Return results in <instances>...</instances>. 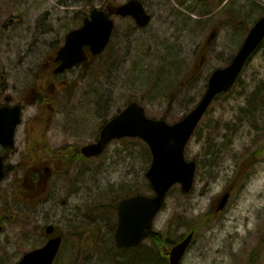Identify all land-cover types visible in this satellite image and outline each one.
Wrapping results in <instances>:
<instances>
[{
	"label": "rangeland",
	"instance_id": "obj_1",
	"mask_svg": "<svg viewBox=\"0 0 264 264\" xmlns=\"http://www.w3.org/2000/svg\"><path fill=\"white\" fill-rule=\"evenodd\" d=\"M104 1L110 0H0V105L10 96L8 104L24 107L14 148L0 146L10 170L25 154L23 132L38 124L32 115L52 110L54 117H66L73 110L78 117L76 82L56 106L55 94L53 103L26 101L28 86L64 35ZM142 1L151 22L124 38L115 33L108 50L118 55L101 56L102 105L96 114L111 117L134 99L147 115L172 123L200 98L211 71L231 61L264 15V0ZM9 17L18 23L5 25ZM119 23L123 30L133 28L130 20ZM211 31L215 35L207 43ZM127 146L132 147L128 153ZM145 146L137 138L111 143L104 156L112 165L88 182L97 183L89 199L72 196L65 204L36 199L13 182L12 174L0 180V264H16L43 245L49 224L62 237L54 264H144L148 256L154 264H167L170 244L190 229L193 241L180 264H264V40L233 87L210 104L185 147V158L196 162L190 191L173 185L153 219L150 238L121 251L113 237L116 204L124 194H152ZM226 191L229 198L217 211Z\"/></svg>",
	"mask_w": 264,
	"mask_h": 264
},
{
	"label": "water",
	"instance_id": "obj_2",
	"mask_svg": "<svg viewBox=\"0 0 264 264\" xmlns=\"http://www.w3.org/2000/svg\"><path fill=\"white\" fill-rule=\"evenodd\" d=\"M116 13L121 16H132L139 26L146 25L150 20L138 0H129L117 7ZM9 23L12 22L10 19ZM113 23L106 14L96 9L84 24L69 32L63 46L57 51L56 60L61 63L57 71H63L79 63L83 58V48L89 45L93 54L101 51L107 43ZM213 33L208 38H212ZM264 37V16L260 17L248 32L242 46L230 64L215 69L210 75L207 89L196 106L176 123L168 124L165 120H154L144 114L143 107L136 102L128 106L111 120L102 130L101 138L96 144L86 147L84 154L94 155L102 151L107 141L122 136L140 137L151 149L152 162L146 172V178L154 191L151 196L136 194L123 199L118 205V221L114 233L116 244L122 248L136 246L147 235L151 221L159 211L165 193L176 182L181 184L182 191L191 187L195 172V162L186 161L184 148L205 110L220 92L228 91L235 82L239 72L249 55ZM3 76L0 77V81ZM18 105L0 106V144L12 147L13 135L20 122ZM3 160L0 157V179L3 177ZM229 194L225 193L218 204L221 210ZM1 231V226H0ZM53 228L47 227L46 234ZM193 236L189 232L182 240L174 244L169 251V264H178ZM60 244V237L51 238L40 249L33 250L18 264H52Z\"/></svg>",
	"mask_w": 264,
	"mask_h": 264
},
{
	"label": "flooded vegetation",
	"instance_id": "obj_3",
	"mask_svg": "<svg viewBox=\"0 0 264 264\" xmlns=\"http://www.w3.org/2000/svg\"><path fill=\"white\" fill-rule=\"evenodd\" d=\"M128 1H104L102 5L94 6L89 9L88 13L82 15L80 18L81 22L75 27L82 26L94 9L106 14L111 19L113 26L109 42L104 50L94 55L91 52L90 46L86 45L83 48V58L79 65L63 72H57L56 69L60 65V61L56 60V55L62 45L61 43L54 50L53 54L48 56L46 63H43L44 65L33 77V80H31L28 86L30 95L26 101L36 103L48 101L53 103L54 97L57 95L53 104L54 106L57 105L58 99L61 100L59 102H63L64 96L66 99L67 92L71 88H75V82L80 90V97L77 100L78 117H74L73 110L71 113H67L66 117H54L55 113L52 110L51 113L46 114L35 113L31 117H34L33 119L35 121L37 120L38 124L36 123L30 130L28 129L23 132L25 137V141H23L25 154L22 153L20 155L17 168L10 170L9 165L4 161L5 176L12 174L13 182L17 184L21 183L23 192L31 194L33 198L40 199L47 197L55 202L61 200L63 204L69 198L71 199L72 196L78 199L84 197L89 199L94 194L97 183L91 187L90 185L87 186V184H90L88 182L96 181L100 170L109 169L112 165L111 159L104 156L108 152L107 149L110 148V144L133 139L129 137L114 138L105 144L102 152L98 155L86 157L83 154V148L86 145L97 143L100 140L103 128L118 114L116 113L111 117H102L100 114H96V111L102 105L101 93L99 91L103 83L101 82L102 77L100 73L102 67V62H100L102 60L101 56L108 53L118 55L119 52H109L108 50V46L115 33L121 38H124L129 32L145 29L152 20V15L147 11L142 0L138 1L144 6L146 12L151 15L149 22L145 26L141 27L137 25L136 20L131 16L118 15L116 13L117 7ZM10 19L12 22L8 23L7 20L9 21ZM121 20H130L133 28L123 30L119 23ZM18 21L16 17H9L6 19L5 25L17 24ZM65 37L66 34L64 35L63 41ZM90 71H93L92 76L90 75ZM64 77L66 79H63ZM105 84L108 85L109 83ZM112 95L113 91L111 90L110 96L112 97ZM5 98H9V96H5L4 100ZM131 101L136 100L133 99ZM137 103L140 104L139 102ZM22 109L24 110L23 105ZM87 109L91 110L89 117H86L85 114ZM145 114L151 117L147 115L146 111ZM86 137L88 138L87 141L85 139ZM142 142L145 144L144 141ZM145 147L149 151L147 145ZM131 149V146H127L125 149L126 153L130 152ZM6 153L2 154L4 160L6 159ZM146 154L148 156L147 152ZM148 161L149 156L147 157ZM13 171L15 173H11Z\"/></svg>",
	"mask_w": 264,
	"mask_h": 264
},
{
	"label": "trees",
	"instance_id": "obj_4",
	"mask_svg": "<svg viewBox=\"0 0 264 264\" xmlns=\"http://www.w3.org/2000/svg\"><path fill=\"white\" fill-rule=\"evenodd\" d=\"M149 235H150V233H149ZM155 244V246H157V248L160 250L161 249V245H160V242H159V240L157 241V242H155L154 243ZM162 258H163V256H162ZM148 259H149V263H148ZM144 264H154V262H153V259L151 258V256L149 257H147L146 259H145V262H144V260H141Z\"/></svg>",
	"mask_w": 264,
	"mask_h": 264
}]
</instances>
